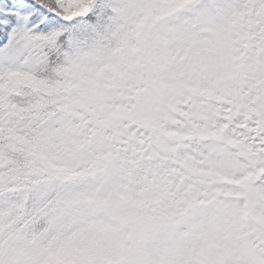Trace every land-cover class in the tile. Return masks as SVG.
<instances>
[{
	"label": "snow or ice",
	"instance_id": "obj_1",
	"mask_svg": "<svg viewBox=\"0 0 264 264\" xmlns=\"http://www.w3.org/2000/svg\"><path fill=\"white\" fill-rule=\"evenodd\" d=\"M0 264H264V0H0Z\"/></svg>",
	"mask_w": 264,
	"mask_h": 264
}]
</instances>
